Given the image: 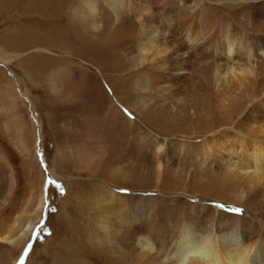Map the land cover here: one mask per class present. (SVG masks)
I'll return each instance as SVG.
<instances>
[{
    "label": "rangeland",
    "instance_id": "1",
    "mask_svg": "<svg viewBox=\"0 0 264 264\" xmlns=\"http://www.w3.org/2000/svg\"><path fill=\"white\" fill-rule=\"evenodd\" d=\"M216 1L205 3L212 10V14L205 13V18L212 15L216 18L215 35H219L226 31L227 22H231L233 28L238 27L244 10L232 8L227 2L220 5ZM32 3H38L39 7H30ZM17 4H20L18 8H7L0 13V48L19 55L12 63L0 61V152L6 153L9 141H18L21 136L32 156L31 160L25 158L19 164L14 163L12 172L5 167V161L0 160V199L8 196V206L0 215V223L17 217L27 199L31 195L37 199L41 191L44 207L33 232L19 251L0 248V264H21L22 258L23 264H58L59 257L79 262V257L72 252L79 250V226L85 225L84 219L90 213L86 207L92 203L87 195L91 185H103L104 195H109L110 191L122 199V203L117 202L119 199L115 202L117 208H123L125 216L135 212L141 218L140 206L146 205L147 220L142 218L145 230L167 225L165 220L170 217L182 227L190 217L209 225L212 219L227 220L231 216L249 214L256 226L255 233L264 234V224L260 222V215L264 212L258 207V204L262 207L263 194L257 188L251 189L246 202H235L232 193L240 186L249 189L251 185L248 187L239 178L233 183L226 181L229 176L223 156L217 147L210 145L212 137L208 136L206 140L202 137L204 124L216 126L226 120L225 116L217 114V98L206 81L192 80L182 88L185 90H181V96L188 97L196 107L198 114L195 116L170 115L157 103L161 99L156 95L146 117L131 108L128 110L130 115L125 113L131 95L126 91L132 88L134 79L131 50L139 41V32L159 23L158 19L163 20L167 11L187 4L186 0H123L122 4L127 8L123 10L119 24L112 25L111 16L114 14H106L104 26L107 25V29L99 30L98 34L83 29L81 20L74 18V11L84 4L83 0H18ZM59 4L64 7H58ZM146 8L150 9L149 12L153 9L152 20L143 13ZM138 15H141V22ZM194 17L191 14L187 19ZM93 49L95 56L92 55ZM58 68L63 74L57 79V92H53L49 79L54 70L59 71ZM147 72L143 70L141 73ZM199 72L208 77L212 69L199 67ZM70 89L74 96L66 97ZM166 100L170 103L168 98ZM10 120L18 123L20 132L14 127H3L4 121ZM104 121L107 124H103ZM89 122L93 124L89 136L92 143L86 142L88 136L83 132ZM231 124L235 130L247 133L243 119ZM174 128L176 131L173 132ZM107 133L110 134L108 138L105 137ZM155 137L164 142L162 151H157ZM180 142L185 146L181 147ZM106 144L116 155L113 153L114 158L106 162L105 170L95 174L80 166L76 158L78 148L86 147L91 151L94 147L105 148ZM176 146L178 148L174 149ZM34 153H37L36 159ZM19 166L23 170L18 176ZM117 170L126 172L128 178L121 173L114 175ZM52 171L65 176L66 180L57 179ZM49 179L63 186V194L54 185H49ZM103 181L108 183L103 184ZM67 185H71L74 192L67 206L69 214L62 208L64 198L67 200L69 196ZM212 189L214 193L210 192ZM78 200L79 208H75ZM35 203L36 200L31 204V210ZM68 222L73 223L69 235ZM56 233L58 239L66 236L68 253L59 250L58 239L52 241ZM28 247L30 251L26 252Z\"/></svg>",
    "mask_w": 264,
    "mask_h": 264
},
{
    "label": "bare ground",
    "instance_id": "2",
    "mask_svg": "<svg viewBox=\"0 0 264 264\" xmlns=\"http://www.w3.org/2000/svg\"><path fill=\"white\" fill-rule=\"evenodd\" d=\"M83 1L84 4L77 6L74 11V18L81 20L83 29L92 30L97 34L99 30L105 28L104 15L111 16L113 13L112 25H117L123 10L127 8L125 4H122L123 0ZM17 2L18 0H0V13L7 8H16L20 5ZM209 2L210 0L204 2L186 0L187 4L167 11L163 20L158 19L156 21L159 23H153L150 29L139 32V41L131 50L133 58L131 74L133 73L134 79L132 88H127L126 91L131 92V95L130 99L127 98V103L125 102L128 105L125 107V113L129 114L128 110L131 108L134 112L146 117L154 104L156 95L161 99L157 103L170 115L195 116L198 114L196 107L188 97L181 96V90L192 80L206 81L217 98L215 108L217 114L225 116L226 120L223 123L218 122L216 126L210 123L205 125L203 122L205 130L202 128L204 130L202 137L204 140L212 137L210 145L217 147L223 156L224 165L227 167L226 174L229 176L226 181L233 183L239 178V181H245L248 187L251 185L249 189L240 186L233 190L234 201L239 204L242 201L246 202L249 190L257 188L263 194L262 207L260 204L258 207L264 212V0H217L216 2L220 5L227 2L232 8L246 10L241 12L242 19L241 21L239 19L238 27L233 28L231 22H227L226 31H222L219 35H215L218 26L216 18L213 15L211 18H205V13L212 14L210 6L205 5ZM29 5L39 7L38 3ZM58 7L62 8L64 4H59ZM149 10L143 9V13L148 14L152 20L153 9L151 12ZM191 14L195 17L188 20L187 17ZM137 19L141 22V15H138ZM41 22L45 23L43 20ZM32 49L35 50V48ZM92 55H96L94 49ZM18 56L15 53L4 52V49L0 48L2 63H12ZM199 67L211 68L212 72L207 77L200 74ZM143 70L149 72L142 74ZM54 71L50 79H47L50 80L49 85L53 92H57L56 83L59 82L57 79L63 72L62 69ZM67 96L73 97V90L70 89ZM166 98L170 103H166ZM107 118L109 120V117ZM237 119L244 120L247 133L235 130L232 126L231 123ZM93 123L95 125V122ZM103 124L107 123L104 121ZM92 126L93 124L89 122L86 129H83L84 134L88 136L86 140L88 143L91 142L89 136L93 132ZM3 127L7 129L14 127L20 132V127L15 121H4ZM108 133L104 136H110ZM20 137L18 141L11 143L9 141L5 147L6 153L0 152V160L5 161L4 165L10 172L14 163L19 164V161L25 158L30 159L32 156L28 146ZM155 139L157 151H162L164 142H161L158 137ZM108 142L111 143V141ZM180 145L185 146L183 142H180ZM108 146L106 144L105 148L94 147L91 151L86 147L80 150L78 148L76 158L80 166L95 174L99 170H105L106 162L114 158L113 153L116 155V152ZM36 154L34 153V158ZM160 168L159 163L158 170ZM21 169L19 166L18 176L21 174ZM121 172V170L114 171V175L118 176ZM52 174L57 179L66 180L65 176L58 175L54 171ZM121 174L125 179L128 178L126 172L123 171ZM10 175V180L14 183L13 175ZM102 183L107 184L108 181ZM67 187L69 196L67 200L64 198L65 203L62 207L64 213H68L69 199L72 197L71 194H74L71 185ZM88 189L87 195L92 203L89 208L86 207V211L90 213H87L88 216L84 219L85 225L79 226V250L72 252L79 257V262L70 261L67 257L62 259L59 257L58 264H264V234L255 233L256 226L249 214L241 215V217L231 216L227 220L212 219L209 225H205L203 221L195 217H190L184 221L182 227L178 222H173L170 217L165 220L168 222L167 225L156 230H145L142 218L146 216V205L140 206L142 207L140 208L141 218L135 212H132L131 216H125L123 208H117L115 202L119 199L117 202L122 203V199L116 198L110 191L107 193L109 195H104L103 185H91ZM214 189L210 192L214 193ZM6 197L0 199V215L7 209ZM34 200L36 203L31 210ZM254 203L255 201L252 205ZM43 207L44 198L41 191L37 199L34 195L27 199L17 217L4 219L0 223V248L19 251L33 232ZM75 208H79V200L75 203ZM82 211L85 212V208ZM91 213L93 217H90ZM67 220H70L69 216ZM260 222L264 224L262 213ZM70 223L68 222L67 234L73 225ZM65 232L66 227L63 230L64 235ZM57 239L56 233L52 241L55 242ZM58 240L60 241L59 250L68 253L69 243L66 242V236Z\"/></svg>",
    "mask_w": 264,
    "mask_h": 264
},
{
    "label": "snow or ice",
    "instance_id": "3",
    "mask_svg": "<svg viewBox=\"0 0 264 264\" xmlns=\"http://www.w3.org/2000/svg\"><path fill=\"white\" fill-rule=\"evenodd\" d=\"M48 183H49V185H54L56 188H58L60 190V193L63 194L64 188H63V186L61 184L57 183L55 180H52V179H49ZM27 251H30V247H28L26 249V252ZM21 264H23V258L21 260Z\"/></svg>",
    "mask_w": 264,
    "mask_h": 264
}]
</instances>
